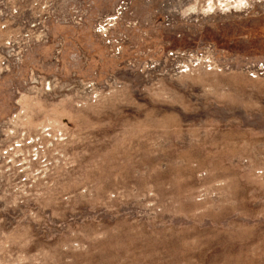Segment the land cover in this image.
<instances>
[{
  "label": "rangeland",
  "instance_id": "rangeland-1",
  "mask_svg": "<svg viewBox=\"0 0 264 264\" xmlns=\"http://www.w3.org/2000/svg\"><path fill=\"white\" fill-rule=\"evenodd\" d=\"M24 2L0 0V264L256 261L264 0Z\"/></svg>",
  "mask_w": 264,
  "mask_h": 264
},
{
  "label": "crops",
  "instance_id": "crops-1",
  "mask_svg": "<svg viewBox=\"0 0 264 264\" xmlns=\"http://www.w3.org/2000/svg\"><path fill=\"white\" fill-rule=\"evenodd\" d=\"M33 1V0H32ZM28 2V0H27ZM24 0H7V10L12 13H23L25 12ZM33 7L39 6V4L32 3ZM15 25H21L18 20H16ZM264 189V184L263 187ZM258 203L260 200L264 202L263 198H258ZM264 205V204H263ZM255 223L248 226L249 229V245L248 251L256 253V261H248L245 264H264V207L263 209L257 210V213L253 215ZM248 239V240H249ZM244 264V263H243Z\"/></svg>",
  "mask_w": 264,
  "mask_h": 264
},
{
  "label": "built area",
  "instance_id": "built-area-1",
  "mask_svg": "<svg viewBox=\"0 0 264 264\" xmlns=\"http://www.w3.org/2000/svg\"><path fill=\"white\" fill-rule=\"evenodd\" d=\"M1 65H4V62L3 61L1 62Z\"/></svg>",
  "mask_w": 264,
  "mask_h": 264
}]
</instances>
